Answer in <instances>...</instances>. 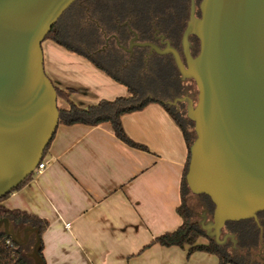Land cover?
Instances as JSON below:
<instances>
[{
    "label": "water",
    "instance_id": "water-1",
    "mask_svg": "<svg viewBox=\"0 0 264 264\" xmlns=\"http://www.w3.org/2000/svg\"><path fill=\"white\" fill-rule=\"evenodd\" d=\"M75 1L0 0V198L35 170L57 128V94L41 43ZM199 11L186 30L199 42L188 68L171 46L136 44L172 54L183 79L196 86V101L187 106L195 138L185 180L213 204L211 221L201 226L223 244L234 242L229 234L220 238L226 222H257L264 210V0H201ZM9 225L0 220L18 245L35 232L34 264H42L39 229L25 228L19 243Z\"/></svg>",
    "mask_w": 264,
    "mask_h": 264
},
{
    "label": "crops",
    "instance_id": "crops-1",
    "mask_svg": "<svg viewBox=\"0 0 264 264\" xmlns=\"http://www.w3.org/2000/svg\"><path fill=\"white\" fill-rule=\"evenodd\" d=\"M73 37V43L63 38L84 48L86 42ZM41 49L45 74L56 86L72 89L77 105L127 95L124 84L83 54L49 39ZM121 121L147 150L126 145L106 123L58 124L44 169L1 204L48 222L41 235L44 264H217L215 255H187L183 248L153 242L182 222L176 212L188 155L182 131L158 103Z\"/></svg>",
    "mask_w": 264,
    "mask_h": 264
},
{
    "label": "trees",
    "instance_id": "trees-1",
    "mask_svg": "<svg viewBox=\"0 0 264 264\" xmlns=\"http://www.w3.org/2000/svg\"><path fill=\"white\" fill-rule=\"evenodd\" d=\"M143 1L144 2L137 11V14L135 16H130L123 9L121 11L124 14L121 15V12L117 10L115 0H94L92 5L89 4V12L86 11L84 6V10L79 9L75 12V20L79 23L78 25H80L79 33L82 30L86 31V29H88L89 24H85L87 17L88 19L91 17L92 20L94 19L101 23L100 15H103L102 20H104L105 27L108 31H112L114 29L112 24H114L115 21V23L122 26L124 23H127L131 30L138 33L139 40H147L150 31H152L150 25H148L149 28L147 27L149 8H153L156 12H162L164 9L168 8V6L174 5L180 0ZM181 1L188 2L189 0ZM148 2L152 6H147ZM67 10H69V8ZM116 16L118 18H116ZM59 19L51 28L44 40L49 39L70 51L81 55L83 54L88 57L97 68L103 70L115 81L124 84L127 88V95L117 97L113 100H100L96 104L81 107L72 100V89L58 87L51 81L57 94V108L59 112L58 124L73 125L80 123L86 125H99L106 123L110 126L113 134L126 145L147 150L146 146L135 142L127 135L123 128L121 118L124 114L143 109L149 103H158L161 105L182 131L188 155L180 180V203L176 208V212L181 217L182 222L174 230L164 232L155 237L153 242L164 247L177 246L183 248L187 251V255H191L194 252H204L215 255L218 259L217 264H245L242 262L241 258L238 259L237 257L231 255L226 248V244L217 243L215 240L208 238L205 235V230H203L202 226L191 220L192 214L185 200V194L187 191H189L192 195L199 196L201 199L206 200L207 206L205 207L211 215L213 211V204L206 195L193 194L185 180L190 154L189 148L194 142L195 133L193 128L194 137L191 141L183 123L181 122V118L184 114V110H182L181 107L185 106L186 122L193 127V121L187 115V106L189 102L186 103L181 100L178 103L180 104V112H177L175 108L178 104H175L174 102L177 98L182 96L181 91L184 83L179 78L180 72L178 74L179 70L176 68L173 59L170 57L154 55L151 56L147 62H145L143 58L144 49L143 47H138L130 64L127 65L126 53L123 52V50L116 48L109 55V60H107L109 62L102 64L97 52V48L102 40L100 32L98 31V26H96L95 23H91L92 30L89 32L87 31L85 39H82L86 42V44L83 45L84 48L73 44L75 46L74 47L63 38V29L59 25ZM158 20L159 18H157V21ZM156 28H159V25H156ZM174 29L175 30H173V32L176 31V28ZM118 38L122 45L127 44L126 40L128 39V36L120 35ZM48 146L49 144L45 148L40 162L43 160L48 150ZM34 173L35 171H33L13 191L18 190L26 182L31 180ZM13 191L0 198V220L7 218L10 223L13 222L16 225L25 223L29 224L31 227L38 228L40 238L38 253L42 259V264H44L41 235L46 229L48 222L23 210L9 209L3 206L1 204L2 200ZM257 219V222L253 219L226 222L223 227V232H225V234L232 235L234 243L242 248L245 247L247 249H251L256 246L264 245V210L257 213ZM7 241L9 243H7ZM0 264H32L31 260L23 253L20 245L14 242L9 236L5 235L1 230Z\"/></svg>",
    "mask_w": 264,
    "mask_h": 264
},
{
    "label": "flooded vegetation",
    "instance_id": "flooded-vegetation-1",
    "mask_svg": "<svg viewBox=\"0 0 264 264\" xmlns=\"http://www.w3.org/2000/svg\"><path fill=\"white\" fill-rule=\"evenodd\" d=\"M94 3V0H92ZM138 1V0H136ZM201 0H189L188 2L185 1H178L174 5L168 6V8L164 9L162 12H156L153 10V8H149L148 12V22L147 27L150 25V28L152 31H150L148 39L147 40H139L138 33L131 30L127 23H124V25H118L117 23L112 24L113 30L108 31L105 27V22L103 19V15H100V22H97L96 20H92L91 17L87 20H85V24H91L95 23L96 26H98V31L100 32L101 36V43L99 44V47L97 48L98 56L102 64H106L109 61V55L111 54L114 49L119 48L123 50V52L126 53L127 56V65L130 64L132 57L134 56V53L136 52V49L140 47L137 45V42H147L158 49H165L167 46L173 47L177 52L179 53V56L181 58V61L185 68H188V63L190 59H192L197 53L199 49V42L197 37L194 35V33L189 32L186 34V30H188L190 27H192L195 24V21L198 20L200 16L199 11V3ZM86 11L89 12L90 5L88 3L83 4ZM147 6H152L147 3ZM117 10L122 13V6H117ZM156 12V13H155ZM90 14V13H87ZM116 18H118L116 16ZM157 18L159 20L157 21ZM126 22V21H125ZM161 25H160V23ZM166 22V23H165ZM165 23V24H164ZM156 25H159V28H156ZM166 26V27H164ZM149 28V27H148ZM176 31L173 32V30ZM125 35L128 36L127 44L122 45L119 42V36ZM130 43L132 46L130 47ZM144 49V61L147 62L148 59L151 56L159 55V56H165L170 57L173 59L175 63V59L173 58V55L168 54H161L157 52L154 49H151L150 46L143 47ZM113 54V53H112ZM176 65V63H175ZM177 68V65H176ZM178 69V68H177ZM179 70V69H178ZM179 74V71H178ZM180 80L184 83L183 89L181 91L182 96L177 98L175 100V104H178L181 100L186 103L191 102L194 103V98L190 94L189 86H186V80L190 79H183L181 75L179 74ZM181 98V99H180ZM177 112H180V104L176 105ZM225 234V232H223ZM228 244V242L226 243ZM260 250L264 248V245L259 246ZM242 248V247H241ZM245 248V247H243ZM247 249V248H245Z\"/></svg>",
    "mask_w": 264,
    "mask_h": 264
},
{
    "label": "rangeland",
    "instance_id": "rangeland-1",
    "mask_svg": "<svg viewBox=\"0 0 264 264\" xmlns=\"http://www.w3.org/2000/svg\"><path fill=\"white\" fill-rule=\"evenodd\" d=\"M144 1L143 0H115V3L117 6H122V9L125 10L128 15L135 16L137 14V11L140 9V6L142 5ZM93 4L92 0H77L73 5L69 7V10H67L59 19V25L63 29V37L68 41L72 42L75 40L74 35H78L81 39H85V36L87 35V31L92 30V24L88 25V29L82 30L80 33H77L80 31V25L75 20L76 18V10L83 9V4ZM92 11V10H91ZM90 11V12H91ZM92 13V12H91ZM93 15V14H92ZM83 18V17H82ZM42 44V43H41ZM186 80V79H185ZM186 86H189L190 94L196 101V95H197V89L192 80H186ZM182 110H184L183 117L181 118V122L183 123L185 130L187 134L189 135L191 141L193 140L194 133H193V127L186 122V116H185V106L181 107ZM185 200L188 204V207L190 209V212L192 214L191 220L196 222L199 225H202L203 223L206 224L208 221H211V213L208 212V209H206L205 206H207L206 200L201 199L199 196H195L190 194L189 191L185 194ZM27 227H31L29 224L20 223V224H14L13 222L9 225V230L11 232V235L16 239L17 242L22 243L25 240L24 236V230ZM3 230V228H1ZM223 230L221 232L220 238L222 239ZM36 241V234L34 231H30L28 234V240L25 244L20 245L22 248L23 253L28 257L31 262L34 264L35 256L33 254V245ZM228 242V244H226ZM226 244L227 250L231 253L232 256L237 257L238 259L241 258L242 262L245 264H264V248L260 250L259 246L253 247L251 249H245L237 246L230 238L226 239V241L223 243Z\"/></svg>",
    "mask_w": 264,
    "mask_h": 264
},
{
    "label": "built area",
    "instance_id": "built-area-1",
    "mask_svg": "<svg viewBox=\"0 0 264 264\" xmlns=\"http://www.w3.org/2000/svg\"><path fill=\"white\" fill-rule=\"evenodd\" d=\"M44 166H45V164H44V162L43 161H41L37 166H36V168H35V172H41L43 169H44ZM7 243H9L8 241H7Z\"/></svg>",
    "mask_w": 264,
    "mask_h": 264
}]
</instances>
